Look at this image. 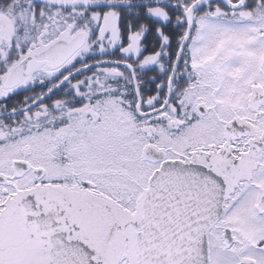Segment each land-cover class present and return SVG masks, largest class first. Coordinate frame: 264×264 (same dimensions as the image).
Masks as SVG:
<instances>
[{
	"label": "snow or ice",
	"instance_id": "1",
	"mask_svg": "<svg viewBox=\"0 0 264 264\" xmlns=\"http://www.w3.org/2000/svg\"><path fill=\"white\" fill-rule=\"evenodd\" d=\"M0 264H264V0H0Z\"/></svg>",
	"mask_w": 264,
	"mask_h": 264
}]
</instances>
